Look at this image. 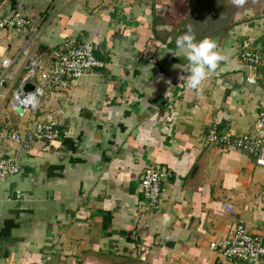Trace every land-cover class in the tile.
<instances>
[{"label":"crops","instance_id":"1","mask_svg":"<svg viewBox=\"0 0 264 264\" xmlns=\"http://www.w3.org/2000/svg\"><path fill=\"white\" fill-rule=\"evenodd\" d=\"M13 3L37 44L27 45V31H0V62H12L0 64V126L24 132L50 114L60 135L31 143L21 172L0 179V264H239L209 243L236 222L264 240V168L245 151L204 142L212 128L241 135L258 125L264 4L0 0V18ZM189 28L226 57L196 89L175 55ZM68 38L91 43L103 65L66 90L45 89L36 113L13 110L10 92L27 59L39 46L36 59L50 63ZM242 40L260 56L253 84L244 79ZM17 147L0 142L9 154ZM153 163L171 174L156 213L139 194L140 172Z\"/></svg>","mask_w":264,"mask_h":264},{"label":"built area","instance_id":"2","mask_svg":"<svg viewBox=\"0 0 264 264\" xmlns=\"http://www.w3.org/2000/svg\"><path fill=\"white\" fill-rule=\"evenodd\" d=\"M0 31L28 32L27 45L37 44L34 36L36 28L30 20L15 10L0 18ZM94 46L85 41L68 38L62 48L53 53L50 63L29 57L24 64V74L16 89L11 90V100L20 106V114H33L38 111L39 98L47 91L66 90L68 84L81 78L94 68L101 67L102 61L94 56ZM239 56L248 66L245 75L247 83H255V76L251 70L256 68L259 54L253 49L248 40L240 42ZM7 58L1 60L3 69L11 65ZM5 71L0 72V87L4 82ZM25 83L33 85V91L23 93L21 87ZM60 131L57 121L47 114L37 121L31 129L19 132L7 126H0V142H13L18 147L11 153L0 148V179L19 174L21 172V157L27 152L28 146L34 142H50L59 138ZM221 144L227 148L245 151L253 156L255 165L264 168V106L258 112V125L253 133L231 135L218 133L215 128L208 131L204 145ZM170 172L160 164L153 163L142 168L139 175V194L145 208L156 213L159 201L165 191L164 182L170 177ZM15 199H19L20 191L15 190ZM229 235L219 241L209 243L211 249L217 250L228 260H237L239 264H255L264 258V240L260 236L251 235L240 223L228 226Z\"/></svg>","mask_w":264,"mask_h":264},{"label":"clouds","instance_id":"3","mask_svg":"<svg viewBox=\"0 0 264 264\" xmlns=\"http://www.w3.org/2000/svg\"><path fill=\"white\" fill-rule=\"evenodd\" d=\"M237 5L242 0H234ZM175 55H183L186 59L184 70L188 73L186 86L196 89L200 83L213 73L220 61L226 60L225 55L215 51L216 45L210 39L196 41L194 34L189 28L175 40Z\"/></svg>","mask_w":264,"mask_h":264},{"label":"water","instance_id":"4","mask_svg":"<svg viewBox=\"0 0 264 264\" xmlns=\"http://www.w3.org/2000/svg\"><path fill=\"white\" fill-rule=\"evenodd\" d=\"M256 1H258L259 3L261 2V3L264 4V0H256ZM8 9H9L8 12L6 14H4L6 16L16 10V5L13 3L12 6H10V8H8ZM40 49H41V47L38 46L37 49H36V55L33 56L35 59L38 56ZM21 91L23 93L31 92V91H33V85L30 84V83H25V84L22 85ZM11 107L13 108V110H15L18 113H20V111H21L20 110V106H19V104L15 100H11Z\"/></svg>","mask_w":264,"mask_h":264},{"label":"rangeland","instance_id":"5","mask_svg":"<svg viewBox=\"0 0 264 264\" xmlns=\"http://www.w3.org/2000/svg\"><path fill=\"white\" fill-rule=\"evenodd\" d=\"M218 1V0H217ZM232 4H235L233 1H231V0H229ZM231 6V5H230ZM233 8L234 7H236V5L235 6H232ZM221 9H220V7H217V8H215V11L217 12V11H220ZM211 11H212V9H211ZM221 13V12H220ZM249 41V40H248ZM250 42V41H249Z\"/></svg>","mask_w":264,"mask_h":264}]
</instances>
